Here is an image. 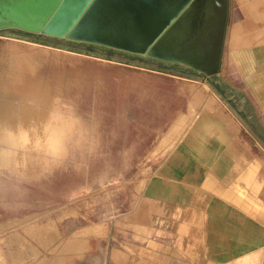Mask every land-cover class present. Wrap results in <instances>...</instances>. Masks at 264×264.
<instances>
[{
	"label": "crops",
	"instance_id": "obj_1",
	"mask_svg": "<svg viewBox=\"0 0 264 264\" xmlns=\"http://www.w3.org/2000/svg\"><path fill=\"white\" fill-rule=\"evenodd\" d=\"M147 7L151 60L95 57L55 110L0 113L1 262L264 264V0Z\"/></svg>",
	"mask_w": 264,
	"mask_h": 264
},
{
	"label": "water",
	"instance_id": "obj_2",
	"mask_svg": "<svg viewBox=\"0 0 264 264\" xmlns=\"http://www.w3.org/2000/svg\"><path fill=\"white\" fill-rule=\"evenodd\" d=\"M134 1L135 15H122L119 20L110 18L104 22L118 24L112 27L95 20L101 17L98 3H107L108 0H0V31L9 30L22 37L96 57L148 61L153 57V48L165 42L159 36L163 35L162 31L166 32L167 25L140 22L147 17L150 19L153 14L155 9L147 7L153 0ZM160 11L167 13L168 9L160 8ZM84 16L94 21L82 19ZM155 34L157 39L153 47ZM111 39L125 40L126 43H115ZM160 59H169V56L161 53Z\"/></svg>",
	"mask_w": 264,
	"mask_h": 264
},
{
	"label": "rangeland",
	"instance_id": "obj_3",
	"mask_svg": "<svg viewBox=\"0 0 264 264\" xmlns=\"http://www.w3.org/2000/svg\"><path fill=\"white\" fill-rule=\"evenodd\" d=\"M98 5L99 7L101 6L99 8L101 17L95 18V20L101 23L102 22L104 23L105 21H109L110 18L112 20H119L120 16L122 15H135L136 13V10H135L136 3L134 0H123V1L122 0L121 1L108 0L107 3L100 2L98 3ZM106 16H111V17H109L108 19H105ZM82 19H88L89 21H94L93 18H90L88 16H84ZM104 24L112 26V27L118 26V24L116 25L115 23H110V24L104 23ZM13 40L17 41V46H18L19 51L21 52L28 51L32 53L33 57L38 62V68L35 72L31 74V76L32 78H35L37 75H40L45 80V82L33 80L30 84L32 87H37V88L52 87V85L56 84L57 80H60L64 83V85H67L68 81H70L73 78V75L75 76L74 77L75 79L78 76V73L80 74L81 77L82 75H86L88 61L94 60L96 57V56L88 55L85 53L69 51L65 48H59V47H56V45L46 44L41 41L40 42L35 41L28 37H22V36H19L17 33H13L9 30L0 31V55L4 52L6 45L9 43H12ZM111 40L115 43H120L123 45L126 43L125 40H120V39H111ZM26 42H33V44H38L39 46L30 45V44L28 45L26 44ZM41 46L45 48L50 47V48H53V50H50L49 52L46 53ZM72 47H77V46H72ZM67 52H69L70 54ZM71 53H74V54H71ZM109 56H112V55H109ZM3 68L4 66L0 61V77L2 75ZM4 87L8 88L6 86ZM4 87L3 85H1V82H0V90H3ZM9 90L11 89L9 88ZM64 90L69 91L70 88H64ZM5 239H6V235H4V233L2 232L0 234V264H8L7 262L5 263L1 262L2 259L4 261L9 256L11 257L14 256V253L11 252V249L8 248L7 244H4L3 241H5Z\"/></svg>",
	"mask_w": 264,
	"mask_h": 264
},
{
	"label": "bare ground",
	"instance_id": "obj_4",
	"mask_svg": "<svg viewBox=\"0 0 264 264\" xmlns=\"http://www.w3.org/2000/svg\"><path fill=\"white\" fill-rule=\"evenodd\" d=\"M26 44L39 46L38 44H33V42H26ZM42 48L46 53L49 52L50 50H53V48L50 47H46V48L42 47ZM0 61L4 66L2 70V75L0 77L1 85H3V87L4 86L8 87L10 85V89H11L9 90V88L4 87L3 90H0L1 92L0 101H7L8 99H12V98L16 101V103H2L0 105L1 115L4 116L10 115L18 118V117H22L24 114L29 113V115L32 116H36V115L40 116V113L42 112H49L55 110V108H52L53 107L52 103L56 102L59 99V97L62 96L63 90L56 85H52V87H45V88H37V87H32L30 85L33 80L45 82V80L40 75H37L35 78H32L31 76V74L35 72L38 68V62L33 57L32 53L28 51L25 52L19 51L17 46V41L13 40L12 43L6 45L4 52L0 55ZM24 101H27V103L26 104L23 103ZM28 125L31 127H38L39 120H31ZM16 126L17 127L23 126L22 121H16ZM258 161L259 164L262 163L260 162V160ZM259 168L261 169V167ZM3 195L5 196V194ZM12 196L13 195L11 194V197Z\"/></svg>",
	"mask_w": 264,
	"mask_h": 264
},
{
	"label": "trees",
	"instance_id": "obj_5",
	"mask_svg": "<svg viewBox=\"0 0 264 264\" xmlns=\"http://www.w3.org/2000/svg\"><path fill=\"white\" fill-rule=\"evenodd\" d=\"M70 46H74V45H71V44H69Z\"/></svg>",
	"mask_w": 264,
	"mask_h": 264
}]
</instances>
